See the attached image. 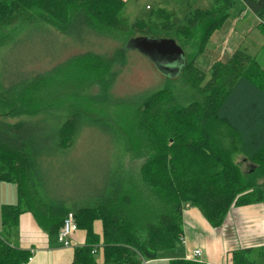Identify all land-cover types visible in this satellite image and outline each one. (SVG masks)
<instances>
[{"label": "trees", "instance_id": "obj_1", "mask_svg": "<svg viewBox=\"0 0 264 264\" xmlns=\"http://www.w3.org/2000/svg\"><path fill=\"white\" fill-rule=\"evenodd\" d=\"M237 1L264 18V0H210L181 15L148 6V16L134 22L122 12L125 0H0V181L14 184L17 195L0 209V264H29L31 250L11 242L23 213L63 246L58 233L72 214L73 233L82 231L84 240L64 264L157 259L184 242L187 203L212 227L231 206L261 203L264 215V67L241 47L207 73L195 63ZM259 28L264 35V24ZM135 33L173 38L184 64L174 77L160 72L164 81L155 88L116 95L113 83ZM27 38L29 56L37 38L39 47L51 38L68 46L53 55L45 46L43 60L13 75L6 50ZM86 136L107 155L98 183L57 187V161L75 154ZM249 253L234 250L232 264H255ZM260 255L264 260V247ZM200 259L169 264H211Z\"/></svg>", "mask_w": 264, "mask_h": 264}, {"label": "rangeland", "instance_id": "obj_2", "mask_svg": "<svg viewBox=\"0 0 264 264\" xmlns=\"http://www.w3.org/2000/svg\"><path fill=\"white\" fill-rule=\"evenodd\" d=\"M162 0H125L122 12L129 19L130 22L137 21L140 18L148 16V6L157 7L158 2ZM173 1V2H172ZM170 3L165 4L167 9H175L180 14L184 12L187 7L192 8H207L209 7L210 0H172ZM188 1V5L186 2ZM163 2V1H162ZM148 4V5H147ZM167 5V6H166ZM237 7L232 10L221 27L215 30L208 41L205 51L196 59V65L207 73L210 65L217 61H225L236 48H246L247 51L255 55L259 62L264 67V52L258 45H263L264 35L261 33L259 25L264 24V18L253 15L248 8L244 7L241 1H237ZM161 6H164L161 4ZM181 15V14H180ZM135 33L133 36H137ZM165 37V35H160ZM27 38L18 43L14 40L10 45V49L6 50V62L11 69L13 75L20 74L21 69L29 70L28 66L35 63L37 59H42L39 51L46 50L52 55L59 53V47L63 49L66 42H60L58 39L51 38L47 42L42 43L40 46L39 39L31 43L36 45L35 52L29 56L30 50H26L23 45H29L26 41ZM14 45V46H12ZM62 45V46H60ZM68 46V45H67ZM116 46V45H112ZM111 46V47H112ZM73 52V50L71 51ZM127 59L121 72L117 75L113 83V93L116 95H126L138 93L148 89H152L160 85L164 81V77L155 68L151 61L148 60L143 54L136 50H129ZM208 75V74H207ZM115 98L116 96H112ZM116 100V99H115ZM76 153L68 155L67 158L57 161V165L53 172L58 174L56 176L57 187H64L67 190L76 191L79 189L89 190L93 185L98 183V176L103 172L106 167L105 160L107 155L103 148L97 141L92 140L88 136L83 138L78 148L75 149ZM241 156L238 153L233 154L235 162L241 161ZM242 171L247 172L249 163L245 162L241 165ZM67 174V176H65ZM62 175L64 177H62ZM9 183V182H7ZM9 187L14 189L12 183L8 184ZM16 200V199H15ZM100 229L99 225L97 226ZM12 243L17 242L13 237ZM252 252L251 259L255 264H264V260L260 255L263 247L251 245ZM168 264V263H166Z\"/></svg>", "mask_w": 264, "mask_h": 264}, {"label": "crops", "instance_id": "obj_3", "mask_svg": "<svg viewBox=\"0 0 264 264\" xmlns=\"http://www.w3.org/2000/svg\"><path fill=\"white\" fill-rule=\"evenodd\" d=\"M162 1L158 2V6L161 4L165 6L172 0ZM8 184L10 183L0 181V209L3 204H14L17 200L15 185L13 184L12 189ZM182 214L184 242L160 252L157 259L146 260L145 264H169V260L175 258H189L194 249L202 251L201 261L211 264H232L234 250L249 249L251 254V245L264 247V215L261 203L231 206L219 227H212L198 208L188 203L184 205ZM18 229L17 245L31 250L32 253L29 264L68 263L72 258L74 246L81 245L84 240V233L80 230L75 231L71 245L65 247L56 236L42 232L29 213L20 216ZM2 232L0 216V233Z\"/></svg>", "mask_w": 264, "mask_h": 264}, {"label": "water", "instance_id": "obj_4", "mask_svg": "<svg viewBox=\"0 0 264 264\" xmlns=\"http://www.w3.org/2000/svg\"><path fill=\"white\" fill-rule=\"evenodd\" d=\"M125 48L143 54L168 77L176 76L184 64L183 50L171 37L134 36L127 40Z\"/></svg>", "mask_w": 264, "mask_h": 264}, {"label": "built area", "instance_id": "obj_5", "mask_svg": "<svg viewBox=\"0 0 264 264\" xmlns=\"http://www.w3.org/2000/svg\"><path fill=\"white\" fill-rule=\"evenodd\" d=\"M75 229H76V224H75L74 218L72 214H68V216L65 218L64 223L58 233L59 239L63 241L65 246L70 245L69 236L73 233ZM201 254H202V251L200 249H194L192 251V256L187 259L197 260L201 257ZM30 260H31V257L29 258V261ZM22 264H28V262H24Z\"/></svg>", "mask_w": 264, "mask_h": 264}]
</instances>
